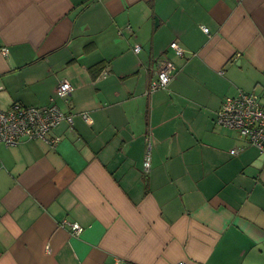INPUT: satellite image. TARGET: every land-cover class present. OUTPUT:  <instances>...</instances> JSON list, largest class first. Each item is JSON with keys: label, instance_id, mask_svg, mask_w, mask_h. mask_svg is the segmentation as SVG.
Segmentation results:
<instances>
[{"label": "crops", "instance_id": "0c3cea01", "mask_svg": "<svg viewBox=\"0 0 264 264\" xmlns=\"http://www.w3.org/2000/svg\"><path fill=\"white\" fill-rule=\"evenodd\" d=\"M63 81L57 144L0 145V264H264V156L216 123L264 94V0H0V110Z\"/></svg>", "mask_w": 264, "mask_h": 264}, {"label": "built area", "instance_id": "2783aa9c", "mask_svg": "<svg viewBox=\"0 0 264 264\" xmlns=\"http://www.w3.org/2000/svg\"><path fill=\"white\" fill-rule=\"evenodd\" d=\"M208 33L207 28H203ZM171 50L179 57L184 56V50L179 44L173 41L170 44ZM135 52L139 51L136 47ZM3 56L8 55V49L1 48ZM157 79L150 84L149 92L158 89H165L171 82V66L166 62L159 63ZM222 75L223 72L219 71ZM73 91V87L67 81L61 82L49 103L42 107H29L20 104H13L7 110H0V145L16 146L23 141L41 140L54 146L58 139L51 138L52 129L63 121L72 124L73 116L61 111L57 105L58 100H67ZM81 117L87 124L91 119L85 113ZM216 123L226 129L239 133L240 137L253 146L264 156V94L256 92L239 91L234 96L225 97L216 115ZM238 150H232L236 154ZM149 156L144 161V169L149 170ZM71 233L78 236L83 228L77 223H68Z\"/></svg>", "mask_w": 264, "mask_h": 264}]
</instances>
